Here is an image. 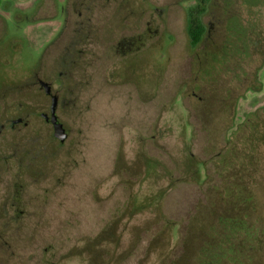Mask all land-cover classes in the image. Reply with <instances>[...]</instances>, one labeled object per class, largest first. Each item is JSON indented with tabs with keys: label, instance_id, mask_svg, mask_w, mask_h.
Segmentation results:
<instances>
[{
	"label": "rangeland",
	"instance_id": "374dc122",
	"mask_svg": "<svg viewBox=\"0 0 264 264\" xmlns=\"http://www.w3.org/2000/svg\"><path fill=\"white\" fill-rule=\"evenodd\" d=\"M66 2L0 0L3 44L27 63L52 51ZM92 18L71 66L77 15L44 62L64 143L40 118L2 129L50 101L1 85L0 264H264V0H106Z\"/></svg>",
	"mask_w": 264,
	"mask_h": 264
},
{
	"label": "flooded vegetation",
	"instance_id": "af4514ba",
	"mask_svg": "<svg viewBox=\"0 0 264 264\" xmlns=\"http://www.w3.org/2000/svg\"><path fill=\"white\" fill-rule=\"evenodd\" d=\"M99 4V5H98ZM102 6V7H101ZM104 6V7H103ZM98 7L100 9L106 7V0H67L66 5L61 8V15L63 16V25L62 29L60 31V34L56 41L53 42V50H45L43 53H41L39 56H37L35 59L28 61L22 60V50H18L15 48V46L7 47V45L3 44L4 40L3 36L4 30L1 27L0 31V88L1 85L8 82V84H18L16 81H19V84H23V88H30L32 92L40 95H44L49 101L50 105L46 110H43L42 108H39L36 106L35 109H28L20 108V114L15 115V117L8 119L7 124L2 125V129L5 128H16L17 126H22L23 128H28L31 124V121L33 117L40 118L42 121L45 122V124L49 127L50 135L52 141L61 142L59 139H57L54 135V126L52 124V102L53 98H57V108L55 114L58 117V121L61 122L58 110L60 105V96L58 90L55 88V81L53 79H50L49 75L46 74V76L43 75V68H44V62L47 57H52V62H59L56 50L59 49L60 43L63 39V37L66 36L67 33H69L70 29V17L71 15H77L78 20L74 22L71 26L73 31V37L69 39L67 45L64 49V55L62 56V60L64 63L66 62L67 65L71 66L74 62V53L76 51V36H83V39L86 43V45H91V41L93 42L94 39H92V32L94 31V25L92 23V17L96 16ZM49 12V11H48ZM53 12L52 18L56 17L58 14L55 10V7L53 6ZM64 40V39H63ZM138 40L132 38L128 44H126V47L128 49H134L138 46L137 44ZM26 59V58H25ZM52 77L59 76V72L55 73L52 71L51 74ZM22 78V79H21ZM9 84V85H10ZM9 90L11 93L15 92L17 88H13L12 86H9ZM48 90V91H47ZM62 123V122H61ZM63 124V123H62ZM64 126V124H63ZM65 131L67 133V136H69L68 129L64 126ZM1 132V131H0ZM29 133L26 132L25 137L28 136ZM39 135V129H36V136ZM68 139V137H67ZM32 141V140H31ZM29 139L26 140V145H28L31 142Z\"/></svg>",
	"mask_w": 264,
	"mask_h": 264
},
{
	"label": "trees",
	"instance_id": "16d2710c",
	"mask_svg": "<svg viewBox=\"0 0 264 264\" xmlns=\"http://www.w3.org/2000/svg\"><path fill=\"white\" fill-rule=\"evenodd\" d=\"M204 3L205 2L203 1L202 4ZM202 11H203V7L200 8L199 5L189 7L187 10V33L192 47L197 46L201 42L205 34L206 27L201 18ZM226 225L228 228V232L230 234H234L235 232L240 231L239 223H235L233 220L226 221ZM244 228L246 232L245 236H247V238L250 239L251 229L246 226ZM208 252H209L208 255L210 256H206V257H209L210 261L213 258H221L227 255L226 252H224V250H220V251L209 250ZM211 264H213V262H211Z\"/></svg>",
	"mask_w": 264,
	"mask_h": 264
},
{
	"label": "water",
	"instance_id": "95a60500",
	"mask_svg": "<svg viewBox=\"0 0 264 264\" xmlns=\"http://www.w3.org/2000/svg\"><path fill=\"white\" fill-rule=\"evenodd\" d=\"M51 108H52V112H53L52 124L54 126V135L61 142H65L67 137H68L67 133L65 131V128H64L63 124L58 121V117L55 114L56 108H57V98L56 97L53 98V102H52Z\"/></svg>",
	"mask_w": 264,
	"mask_h": 264
}]
</instances>
